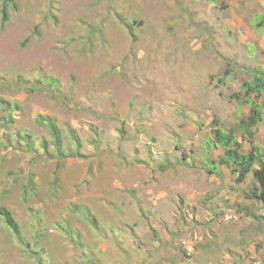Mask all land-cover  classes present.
<instances>
[{"label":"rangeland","instance_id":"obj_1","mask_svg":"<svg viewBox=\"0 0 264 264\" xmlns=\"http://www.w3.org/2000/svg\"><path fill=\"white\" fill-rule=\"evenodd\" d=\"M259 15L264 0H0V206L19 224L0 217V264H264L257 184L210 133L249 149ZM254 131L264 147V116Z\"/></svg>","mask_w":264,"mask_h":264},{"label":"trees","instance_id":"obj_2","mask_svg":"<svg viewBox=\"0 0 264 264\" xmlns=\"http://www.w3.org/2000/svg\"><path fill=\"white\" fill-rule=\"evenodd\" d=\"M2 13L3 17H5V9L2 10ZM254 25L264 29V15H259ZM242 89L244 90L243 96L249 102V111L244 118L240 119L239 129L249 143V149L242 151L240 149L241 143L233 131L226 132L218 127H213L210 130L212 144L222 148V156L218 163L230 166L232 172L236 173L238 181H243L248 174L252 175L257 185L254 187L251 197L264 202V147L258 146L253 138L256 125L262 120L264 112L260 104L250 99V95L253 93L256 96L255 98H259L262 95L264 90L263 75L259 74L250 81H244ZM42 124L47 128L51 136V144L55 152H59L61 136L56 123L46 116L42 118ZM43 147L46 148L45 144H43ZM0 217L14 234H19V224L7 207L0 206Z\"/></svg>","mask_w":264,"mask_h":264}]
</instances>
